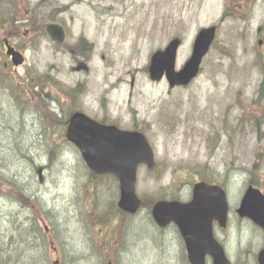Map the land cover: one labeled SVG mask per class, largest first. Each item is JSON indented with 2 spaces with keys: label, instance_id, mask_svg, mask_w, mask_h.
Wrapping results in <instances>:
<instances>
[{
  "label": "rangeland",
  "instance_id": "1",
  "mask_svg": "<svg viewBox=\"0 0 264 264\" xmlns=\"http://www.w3.org/2000/svg\"><path fill=\"white\" fill-rule=\"evenodd\" d=\"M0 17V188L7 191L0 192V236L8 245L14 216L33 213L50 226L38 203L10 199L18 182L53 211L77 264H182L176 228L157 231L151 210L161 199L188 200L201 178H211L228 193L230 253L254 259L263 234L236 210L248 186L264 192V0H0ZM52 23L66 29L62 46L47 34ZM212 26L216 42L189 87L151 81L155 52L181 38V70L199 31ZM12 39L25 52L18 69L7 66L3 47ZM76 112L148 138L157 168L139 169L137 192L148 207L137 216L100 213L117 205L119 186L111 176L99 188L90 184L96 175L65 136ZM16 251L22 264L39 256L26 244L7 258ZM49 258L63 262L60 252Z\"/></svg>",
  "mask_w": 264,
  "mask_h": 264
},
{
  "label": "water",
  "instance_id": "2",
  "mask_svg": "<svg viewBox=\"0 0 264 264\" xmlns=\"http://www.w3.org/2000/svg\"><path fill=\"white\" fill-rule=\"evenodd\" d=\"M48 34L58 44L65 42L61 26L52 24ZM217 36V27L202 29L194 42L191 58L181 70H177L181 39H173L165 50L153 54L149 67L153 82L167 80L171 89L188 87L200 75L204 59L210 53ZM8 55L16 67L25 63L22 54L8 46ZM66 139L80 152L86 166L96 175H113L120 183L119 208L136 215L142 201L137 194L140 166L153 169L155 153L146 136L116 126H105L87 115L77 112L69 120ZM229 204L226 192L219 186L199 183L194 187L190 202L160 201L152 209V217L160 228L175 224L186 242L187 254L192 264H205V257H213L215 264H231L224 249L215 241L213 225L218 221L227 226ZM241 218L250 219L264 230V194L250 186L237 210ZM264 264V251L259 254Z\"/></svg>",
  "mask_w": 264,
  "mask_h": 264
},
{
  "label": "trees",
  "instance_id": "3",
  "mask_svg": "<svg viewBox=\"0 0 264 264\" xmlns=\"http://www.w3.org/2000/svg\"><path fill=\"white\" fill-rule=\"evenodd\" d=\"M43 2H45V0H42V3ZM0 19H3V18L0 17ZM40 22H42L41 18H40ZM82 46L84 47L86 45H82ZM263 90H264V82L262 84V91ZM257 125H259V123H257ZM12 131H15V130L13 129ZM50 149L51 150H48L49 156H50L49 161L52 164L56 160L57 157L54 155V149L53 148H50ZM39 171H40V174L43 173V169H40ZM93 179H95L93 180L95 182H92L90 184H93L95 188H99V182L101 179H103V177L93 176ZM114 180L116 179L114 178ZM206 180L211 181V178H206ZM17 183L14 184L15 189L13 188L8 189V193H10L11 195L15 194L16 196L15 198L10 196V199L15 202H21L26 208H30L29 206L31 202L38 203V207L40 210V218H43L46 222L49 223L50 225L49 231L47 230V228L41 226L38 223V218L36 214L30 213L31 217L27 215V216H22L20 218H17L14 216L13 225L11 226V237L12 238H11L10 244L8 245V242L4 239L6 238L5 236L6 234H4V236L2 235L0 236V264H16V262H19V264H22V260H24V257H23L24 255L21 256L22 251H16L18 256L16 257L15 260H13V257L10 258V256L7 258V254L10 253L12 250H16L17 248H20L26 244L29 245V248L31 249V251L32 250L39 251L38 259H36L35 257L34 259H31V261H34V263L32 262L33 264H51L49 255L51 254L53 256H57V253L59 252H60L61 259L63 261L62 264H68V262H70V259L73 260L70 262V264H77V261L80 259V258H77L78 251H74L70 249L71 244H70L69 234L68 233L64 234L62 224L58 225L55 221L53 222V219H52L54 216L53 211L46 210L44 205L43 204L41 205V203L38 201L37 196H31V197L27 196V191L25 192V190ZM116 188L118 191L117 186ZM3 190L4 189L0 188V192L5 194L6 196L7 191L6 190L3 191ZM115 191L116 190L114 189V192ZM94 192H96V190H94ZM147 207H148L147 203L146 202L143 203L142 209H146ZM92 208L97 209L93 205H92ZM115 212L116 213L119 212L122 215H125L119 210L118 206L116 205V200H113L111 203H109L107 205V209L100 211V213H104L103 216L111 215L112 213H115ZM125 217L129 219L128 215H125ZM103 220L109 221V219L107 218H104ZM79 222L80 224H83L82 219H79ZM150 222L153 226H155L152 218H150ZM40 223H41V220H40ZM112 223H115V221ZM113 225H116V224H113ZM49 237L51 238V241L53 243V246L51 249H49L51 246ZM34 240L36 241L34 242ZM34 243H35V246H34ZM103 253L100 251V256H102ZM100 259L104 260L106 259V257H100ZM27 261L29 262L30 258Z\"/></svg>",
  "mask_w": 264,
  "mask_h": 264
},
{
  "label": "flooded vegetation",
  "instance_id": "4",
  "mask_svg": "<svg viewBox=\"0 0 264 264\" xmlns=\"http://www.w3.org/2000/svg\"><path fill=\"white\" fill-rule=\"evenodd\" d=\"M16 27L17 28H20L19 23H16ZM64 31H65L66 36H67V32H66V29L65 28H64ZM7 42H9L10 45L13 46L16 51H18V52H20V53H22V54L25 55V52L22 51L23 49H21L20 46L18 45V43L14 42L13 39H12L11 42L9 40H5L4 41V44H3L4 49H5V45H6ZM5 55L7 56L6 50H5ZM7 59H8L7 66H10V68L13 67L11 58H9L7 56ZM13 69H15V68L13 67ZM192 195H193V189H192V191L190 193V197H189L188 200H190L192 198ZM188 200H186V201H188ZM237 217H238V219H240L242 221H248V222L251 223V221H249L247 219H242L239 216H237ZM229 221H230V219H229ZM229 221H228V226L226 228L221 227V225L219 224V222H215L214 223V234L213 235H214L215 241L224 249V251H225L228 259L230 260L231 264H260L259 263V254L262 251H264V242L260 246L259 251L257 253H255L254 259H247L246 261H240L239 258H238V256H236V257H233L232 256V254L229 251V246H228V243L231 242V235L229 233L230 232V230H229ZM251 224L254 227H256L257 230H259L263 234V238H264V230H262L260 227L255 226L253 223H251ZM168 230L169 229H162V230H160V232H163L164 233V232H166ZM176 232L178 234V237H179V240H180V243H181L180 244V247H179L180 248V252H181V254H182L183 258H184V262L182 264H192L188 260V257H187L185 240L183 239V237L181 236L180 232L177 229H176ZM205 264H215V261H214L213 257L210 256V255H207L205 257Z\"/></svg>",
  "mask_w": 264,
  "mask_h": 264
}]
</instances>
